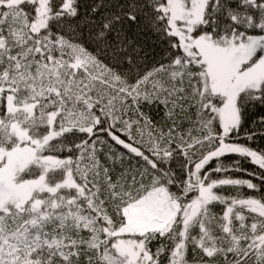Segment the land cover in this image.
<instances>
[{
  "label": "snow or ice",
  "instance_id": "obj_1",
  "mask_svg": "<svg viewBox=\"0 0 264 264\" xmlns=\"http://www.w3.org/2000/svg\"><path fill=\"white\" fill-rule=\"evenodd\" d=\"M0 264H264V0H0Z\"/></svg>",
  "mask_w": 264,
  "mask_h": 264
},
{
  "label": "trees",
  "instance_id": "obj_2",
  "mask_svg": "<svg viewBox=\"0 0 264 264\" xmlns=\"http://www.w3.org/2000/svg\"><path fill=\"white\" fill-rule=\"evenodd\" d=\"M247 167H251L250 165H246Z\"/></svg>",
  "mask_w": 264,
  "mask_h": 264
}]
</instances>
